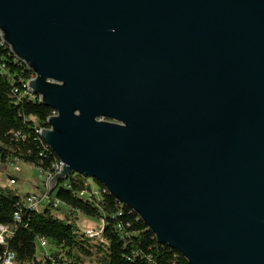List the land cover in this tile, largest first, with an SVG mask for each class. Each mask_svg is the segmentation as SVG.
I'll use <instances>...</instances> for the list:
<instances>
[{
    "label": "water",
    "instance_id": "obj_1",
    "mask_svg": "<svg viewBox=\"0 0 264 264\" xmlns=\"http://www.w3.org/2000/svg\"><path fill=\"white\" fill-rule=\"evenodd\" d=\"M41 128L190 264H264V0H0Z\"/></svg>",
    "mask_w": 264,
    "mask_h": 264
},
{
    "label": "trees",
    "instance_id": "obj_2",
    "mask_svg": "<svg viewBox=\"0 0 264 264\" xmlns=\"http://www.w3.org/2000/svg\"><path fill=\"white\" fill-rule=\"evenodd\" d=\"M0 162L24 161L48 170L55 153L38 133L48 127L53 109L38 98L26 94L25 82L32 77L24 63L17 61L0 39ZM95 180V179H94ZM88 178L73 174L60 181L50 193L62 203L57 207L31 210L23 205V196L0 183V224H13L16 211L21 213L8 249L15 262L25 264H92L89 258L100 254L99 264H190L180 253L157 242L155 234L130 208L118 203L97 180L98 191H89ZM95 193H98L96 195ZM63 209L64 217L55 211ZM104 221L101 239L94 241L79 227L80 216ZM46 239L63 254H50L45 261L37 258V241ZM4 248L0 245V252Z\"/></svg>",
    "mask_w": 264,
    "mask_h": 264
},
{
    "label": "built area",
    "instance_id": "obj_3",
    "mask_svg": "<svg viewBox=\"0 0 264 264\" xmlns=\"http://www.w3.org/2000/svg\"><path fill=\"white\" fill-rule=\"evenodd\" d=\"M16 60L20 61L17 57H16ZM0 68L2 70H4L3 65H0ZM33 76H34V74L32 73V77ZM30 79H28L24 84V87L26 88V94H30L33 98H36L37 96L32 94L28 89V81ZM37 98L39 100V97H37ZM55 114H57V112L55 110H53L52 115H55ZM40 130H41V128H39L37 131L41 137ZM45 144H46V142H45ZM46 145L48 148H50L48 146V144H46ZM18 162H20V161L19 160H13L11 162V164H12L11 166L13 167L14 171H16V172H19L21 169V167L18 165ZM62 166H63V162L57 157V160L52 162L51 167H49L48 170H45V171L40 170L41 175H43L42 176L43 177V184H42L43 191H42V193L41 192H39V193L33 192V193H29V194L24 195L22 198V200H23L22 203L26 208H29L31 210H42L48 206L53 207V208H57L62 203L58 199H51L49 186H48L49 179L51 177H53L62 168ZM16 172H13L9 175L8 182L5 185H8L10 187H14L17 184V173ZM20 221H21V213H20V211H16L14 214V223L13 224H11V225L10 224H0V245H2L4 248V251L0 252V264H15L16 263L15 262L16 255L14 252H12L8 249V245H9L8 243H9V238L12 236V234H14V230L17 227L18 222H20ZM104 224L105 223L102 220L101 225H99L97 230L94 228H87L84 230V232L86 233V235L88 237L92 238L94 241H97V240L101 239V234H102L103 229H104ZM40 242H41L42 246H46L48 244V241L44 238H42L40 240Z\"/></svg>",
    "mask_w": 264,
    "mask_h": 264
},
{
    "label": "rangeland",
    "instance_id": "obj_4",
    "mask_svg": "<svg viewBox=\"0 0 264 264\" xmlns=\"http://www.w3.org/2000/svg\"><path fill=\"white\" fill-rule=\"evenodd\" d=\"M11 161L10 162H0V183L1 184H7L8 182V174H11L14 171L13 167L11 166ZM18 165L21 167L19 172L17 173V184L14 186V189L17 191L18 194L21 195H26L32 192H41L43 191V175H41V171L38 167L26 163L24 161L18 162ZM88 184L90 186L89 191L97 192L98 189V184L94 179L88 178ZM38 185V187H36ZM98 195V193H95ZM55 213L59 217H64L65 212L61 208L60 210H56ZM99 225H101V220H98L94 217H87L84 215L80 216L79 219V227L81 231H84L87 228H94L98 229ZM64 251L60 250H55V248L52 247L50 243H48L46 246H42L40 240L37 241V258L39 260L45 261L47 257L50 254H63ZM95 254L91 258H89V262L92 264H99L100 261V254L96 251H94ZM19 264V263H15ZM25 264H35L33 262H27ZM40 264H46L45 262H42Z\"/></svg>",
    "mask_w": 264,
    "mask_h": 264
},
{
    "label": "crops",
    "instance_id": "obj_5",
    "mask_svg": "<svg viewBox=\"0 0 264 264\" xmlns=\"http://www.w3.org/2000/svg\"><path fill=\"white\" fill-rule=\"evenodd\" d=\"M8 175H10V174H8ZM36 187H38V185H37ZM12 188H14V187H12ZM32 193H33V192H32Z\"/></svg>",
    "mask_w": 264,
    "mask_h": 264
}]
</instances>
